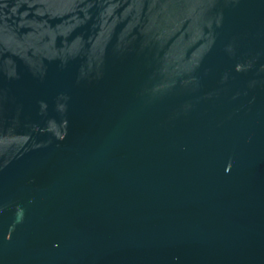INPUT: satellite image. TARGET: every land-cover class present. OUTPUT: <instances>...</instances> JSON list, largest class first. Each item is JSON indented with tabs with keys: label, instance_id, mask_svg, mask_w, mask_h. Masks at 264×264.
Returning <instances> with one entry per match:
<instances>
[{
	"label": "water",
	"instance_id": "95a60500",
	"mask_svg": "<svg viewBox=\"0 0 264 264\" xmlns=\"http://www.w3.org/2000/svg\"><path fill=\"white\" fill-rule=\"evenodd\" d=\"M0 264H264V0H0Z\"/></svg>",
	"mask_w": 264,
	"mask_h": 264
}]
</instances>
